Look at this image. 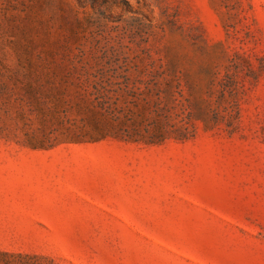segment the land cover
Returning <instances> with one entry per match:
<instances>
[{
  "label": "rangeland",
  "instance_id": "374dc122",
  "mask_svg": "<svg viewBox=\"0 0 264 264\" xmlns=\"http://www.w3.org/2000/svg\"><path fill=\"white\" fill-rule=\"evenodd\" d=\"M0 264H264V0H0Z\"/></svg>",
  "mask_w": 264,
  "mask_h": 264
}]
</instances>
